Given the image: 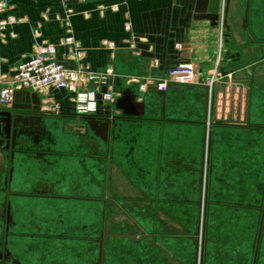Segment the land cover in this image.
I'll list each match as a JSON object with an SVG mask.
<instances>
[{"label": "crops", "instance_id": "1", "mask_svg": "<svg viewBox=\"0 0 264 264\" xmlns=\"http://www.w3.org/2000/svg\"><path fill=\"white\" fill-rule=\"evenodd\" d=\"M6 1L0 22H14L0 31L1 76H9L40 42L58 45L62 59L67 48L59 44L68 32L84 52L83 64L94 71L112 65L120 75L159 77L174 67L195 68L193 83L173 84L164 97L152 90L141 93L119 79L116 86L127 100L110 104L116 127L112 124L108 134L100 131L101 122L92 130L81 120L66 91L52 93L60 114L41 110L51 129L48 146L19 138L20 150H3L1 139L9 124L0 116V168L6 169L0 188L8 183L13 191L50 196L13 198L20 209L17 234H27L23 229L32 219L31 236H40L42 201L97 202L102 207L103 264H198V243L179 222L184 213L166 208L184 206L187 174L198 172L201 209L209 141L212 162L224 167L219 173L227 179L235 164L234 138L249 141L264 132V0ZM106 42L115 49L109 50ZM213 76L211 88L207 83ZM29 101L17 94L15 102L24 106ZM5 156L6 165L1 162ZM91 162L97 164L96 176L90 175ZM90 189L101 196H85ZM263 205L264 188L248 264H253ZM85 216L74 219L82 222ZM256 264H264V221Z\"/></svg>", "mask_w": 264, "mask_h": 264}, {"label": "rangeland", "instance_id": "2", "mask_svg": "<svg viewBox=\"0 0 264 264\" xmlns=\"http://www.w3.org/2000/svg\"><path fill=\"white\" fill-rule=\"evenodd\" d=\"M63 23L67 22L64 20ZM68 29L71 31L70 28ZM261 100L264 102V94ZM260 122L264 123L261 119ZM234 146H237L234 150L235 164L231 175L228 174L229 177L224 179L225 175L219 173L224 167L219 168L218 165L213 164L211 158L213 145L211 141L207 143L201 209L197 203L201 191L198 185L200 175L198 172L187 174L190 187L187 188L184 206L166 208L170 213H184L179 222L191 233L190 238L198 243V264H206V261L207 264H248L251 255L253 234L259 217L257 207L261 203L264 188V132L256 133L249 141L235 137ZM4 158L1 162L6 165V156ZM96 168V162H91L90 175H97ZM5 175L4 166L3 169L0 168V177L4 178ZM217 176L223 177V180H219ZM1 184L0 182V187ZM67 190L57 189L54 192L72 193ZM85 192H87L85 196L90 195L95 199L101 196L99 192L91 189ZM5 201L6 195L0 191V249L3 248L5 238ZM229 204H242V206ZM16 207L17 205L14 206V213ZM26 207L33 210L32 204H27ZM38 208L42 217L40 236H31L35 227L34 221L32 219L26 221L27 229L23 231L26 230L27 234L24 236L13 234L9 240V249L15 257L24 264H70L71 260L76 261L74 264H97V240L102 215V207L97 202L42 201ZM83 215H87L83 223L79 219H74ZM13 218L16 220L17 217L13 215ZM68 219L70 221H67ZM36 225L39 226V222H36ZM235 226L234 243L236 244L232 251L229 250V237L231 229ZM15 227L16 225L12 226L14 233L17 232Z\"/></svg>", "mask_w": 264, "mask_h": 264}, {"label": "built area", "instance_id": "3", "mask_svg": "<svg viewBox=\"0 0 264 264\" xmlns=\"http://www.w3.org/2000/svg\"><path fill=\"white\" fill-rule=\"evenodd\" d=\"M7 4L6 0H0V13L5 12ZM13 22V18L0 22V31ZM223 31L224 28L221 31L220 48L223 44ZM59 46L67 48L62 54V59L58 55V45L40 42L35 44L33 54L16 66L9 76L0 75V108L11 110L17 93L32 89L40 97L42 111L60 114L52 97L53 91L57 90L70 94L77 115L94 116L98 115L100 110L99 100L111 104L123 96V91L116 86L119 79H123L128 87L135 85L141 93L147 92L150 87L167 92L173 84L193 83L195 80V68L191 65L171 68L166 75L159 77L120 75L114 71L112 65L104 70L94 71L83 64L84 52L71 34L62 39ZM105 46L109 50L115 49L113 42H106ZM113 57L112 53L111 58ZM214 82L215 76L207 84L212 88ZM98 95H101V99ZM103 106L105 110V105Z\"/></svg>", "mask_w": 264, "mask_h": 264}, {"label": "flooded vegetation", "instance_id": "4", "mask_svg": "<svg viewBox=\"0 0 264 264\" xmlns=\"http://www.w3.org/2000/svg\"><path fill=\"white\" fill-rule=\"evenodd\" d=\"M15 101H16V99H15ZM30 104H31V102L29 101L23 107L26 108ZM15 112H16L14 115L16 117L15 124H13L11 127L8 125V127L6 129L7 131H5L2 135L1 148L3 150L9 151V152H16V151L20 150V148L18 146V139L19 138H26V139L32 138V139L40 142L44 146L45 145L48 146V144H50L49 141H47V140L49 138V134L51 133V129L44 123V120L46 118V114L44 116H42V113H39L41 111L27 110V109H16ZM83 117L84 116L80 117L81 120L84 123H87ZM93 117L96 119L97 123H99L103 118L101 115H94ZM31 150H33V148H31ZM0 191L6 195V201H5L6 214H5V226H4L5 238H4L3 248L0 249V262H1V264H21L20 259L15 257L13 255V253L11 252V250L9 249L10 237L13 234L18 235L17 234L18 231L16 233H14L12 231V226L16 225L15 228H17V225H18L17 218L15 220L13 218V215L17 217L19 214V210H20L17 206L16 212L14 213V209H15L14 206L15 205L12 203V200H13V198L22 197V196H34V197H38V196L43 197L44 196L47 198L50 196H49V194H45V193L40 194V195L39 194L28 195V194H24V193H21L18 191H13V189H11L8 186V183H6L3 188H0ZM18 236H20V235H18ZM101 240H103V238L98 237V240H97L98 255H97V259H96L97 264H103V262H102L103 261V258H102L103 250H102V253L100 255ZM100 258H101V260H100Z\"/></svg>", "mask_w": 264, "mask_h": 264}, {"label": "water", "instance_id": "5", "mask_svg": "<svg viewBox=\"0 0 264 264\" xmlns=\"http://www.w3.org/2000/svg\"><path fill=\"white\" fill-rule=\"evenodd\" d=\"M149 90L157 92V94L159 96H162V97H164L165 93H166V92L158 90L156 87H150ZM105 91H106V88L103 89V92H105ZM57 92H59V91H57V90L54 91V93H57ZM17 94H20L21 96H24L25 98H29L31 104L28 107L24 108L23 106H18L16 103H14L11 110H0V116L7 119L10 127L16 121L14 118V114H15L16 109H27V110L41 111L40 97L32 89L23 90V91L18 92ZM98 98L101 99V95H98ZM125 100H127V98L124 95V97L121 98L119 101L122 102ZM99 104H100V110L98 112V115H101L103 117L102 120L100 121L101 123H99V125L101 127L100 131L103 132L104 134H108L110 126L113 124L112 120H111L112 116H111L110 104H109V102L103 103L101 100H99ZM103 104L105 105V108H107L106 111H103V108H104ZM39 113H42V112H39ZM44 115L45 114L42 113V116H44ZM83 118L88 123V125L91 127L92 130H95V128L98 127L97 121L93 116H84ZM114 118H116V117H114ZM113 126H115V123L113 124ZM263 221H264V205H263V215H262V219H261V223H260L257 242L255 245V254H254L253 264H256V261H257L259 244H260V239H261L262 229H263ZM100 260H101V258H100Z\"/></svg>", "mask_w": 264, "mask_h": 264}]
</instances>
